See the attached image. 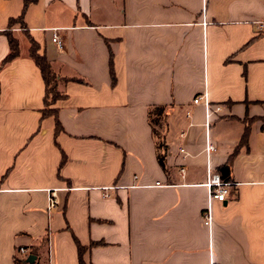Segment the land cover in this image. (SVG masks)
Wrapping results in <instances>:
<instances>
[{
    "label": "crops",
    "instance_id": "obj_1",
    "mask_svg": "<svg viewBox=\"0 0 264 264\" xmlns=\"http://www.w3.org/2000/svg\"><path fill=\"white\" fill-rule=\"evenodd\" d=\"M259 21L264 0H0V264L24 247L37 264H80L77 241L86 264H264ZM8 34L20 53L5 61ZM33 39L64 94L58 133ZM230 157L238 185L209 226L208 167L223 178Z\"/></svg>",
    "mask_w": 264,
    "mask_h": 264
},
{
    "label": "trees",
    "instance_id": "obj_2",
    "mask_svg": "<svg viewBox=\"0 0 264 264\" xmlns=\"http://www.w3.org/2000/svg\"><path fill=\"white\" fill-rule=\"evenodd\" d=\"M37 0H25V7L29 6L32 4V2H35ZM22 16L19 17L21 19ZM8 37L10 38V53L8 56L5 58V61H10L14 59L15 57L19 56V41L12 36V34H8ZM39 45L38 43L33 39L31 41V48H30V53L33 59H35L36 63L38 66H40L43 78L46 83V92H45V106L42 109L43 111V117L50 116V115H55L56 118V133L60 132L62 130V125L59 123L58 117H57V109L52 107V104L64 97V94H62L59 91L58 85H59V80L57 79V76L55 75L52 65L50 64V61L47 60L46 56L41 54L39 51ZM111 64H112V56H111ZM113 65V64H112ZM114 72H113V67H112V78H114ZM115 80V78H114ZM164 108H158L154 114L150 116V121L152 123V126L154 127V136L157 138L158 142V148L161 150L160 153V162L161 164L166 167L165 165V158L167 155V141H166V132L168 129V121H167V115H164ZM165 123V128L162 130V132H158L157 130V125L162 124V120ZM67 155L64 153L63 154V159H62V164L66 162ZM231 157L228 159L227 164L221 167V172L223 174L224 179H228L231 173L232 169V163H231ZM77 241V240H76ZM44 244L46 243L45 240L42 241ZM78 244V252L80 255V264H86L84 259H83V251L86 249V246H82V244L77 241ZM29 253H32L34 255H37V250L35 249H30ZM26 258H19L16 257L15 264H29L26 261ZM38 261H36L34 264H37Z\"/></svg>",
    "mask_w": 264,
    "mask_h": 264
},
{
    "label": "built area",
    "instance_id": "obj_3",
    "mask_svg": "<svg viewBox=\"0 0 264 264\" xmlns=\"http://www.w3.org/2000/svg\"><path fill=\"white\" fill-rule=\"evenodd\" d=\"M206 23V22H204ZM261 28H264V22L263 21H259ZM54 41H56L59 45V47H61V41L58 39V36L55 34L54 35ZM204 96H196V98L194 99V102H198L200 101ZM207 116L208 118L211 115V107L210 105H208V101H207ZM216 111L221 110V107L218 106L216 107V109H214ZM214 145L211 144L210 142L206 143V149L208 152H211L212 150H214ZM181 153H186V150L184 147L180 148ZM182 172V176H184V172H185V167H183L181 169ZM207 182L205 183V185L208 187V192L210 193V198H209V205L206 207V209H204L203 211V219H204V223H206L209 226H212V221H213V214H212V208L210 207L211 202L214 200H217L219 202H224L227 199L228 196V191L229 188L231 186H237L238 183L235 182L234 180H225L224 178L221 177V175L218 172H212V168L211 166L208 167V173H207ZM158 184H160V182H158ZM59 199L56 195V190L52 189L49 191V204H48V209H52L53 207H57L59 205ZM21 253H25V252H29V250L24 247L21 248L19 250ZM30 254V253H28ZM27 254V255H28ZM27 258V257H26Z\"/></svg>",
    "mask_w": 264,
    "mask_h": 264
},
{
    "label": "water",
    "instance_id": "obj_4",
    "mask_svg": "<svg viewBox=\"0 0 264 264\" xmlns=\"http://www.w3.org/2000/svg\"><path fill=\"white\" fill-rule=\"evenodd\" d=\"M26 257L27 258L25 261L29 264H34L35 260L37 259V257L32 253L28 254Z\"/></svg>",
    "mask_w": 264,
    "mask_h": 264
},
{
    "label": "rangeland",
    "instance_id": "obj_5",
    "mask_svg": "<svg viewBox=\"0 0 264 264\" xmlns=\"http://www.w3.org/2000/svg\"><path fill=\"white\" fill-rule=\"evenodd\" d=\"M162 121V124L161 125H157V130L158 132H162V130L165 128V123L163 121V119L161 120ZM45 264V263H44Z\"/></svg>",
    "mask_w": 264,
    "mask_h": 264
}]
</instances>
